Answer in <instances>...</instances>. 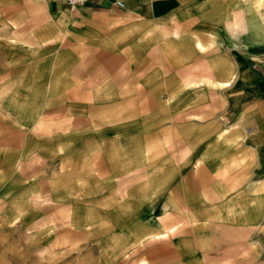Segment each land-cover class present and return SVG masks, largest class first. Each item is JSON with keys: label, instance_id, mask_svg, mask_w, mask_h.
Wrapping results in <instances>:
<instances>
[{"label": "crops", "instance_id": "obj_1", "mask_svg": "<svg viewBox=\"0 0 264 264\" xmlns=\"http://www.w3.org/2000/svg\"><path fill=\"white\" fill-rule=\"evenodd\" d=\"M45 3L0 30V209L102 264H264V0Z\"/></svg>", "mask_w": 264, "mask_h": 264}, {"label": "rangeland", "instance_id": "obj_2", "mask_svg": "<svg viewBox=\"0 0 264 264\" xmlns=\"http://www.w3.org/2000/svg\"><path fill=\"white\" fill-rule=\"evenodd\" d=\"M47 23L45 0H0V30L5 24L28 27ZM2 36L0 33V40ZM23 211L21 218L19 211L6 215L0 209V264H102L99 251L88 248L79 235L41 223L43 219L27 223L32 210Z\"/></svg>", "mask_w": 264, "mask_h": 264}, {"label": "built area", "instance_id": "obj_3", "mask_svg": "<svg viewBox=\"0 0 264 264\" xmlns=\"http://www.w3.org/2000/svg\"><path fill=\"white\" fill-rule=\"evenodd\" d=\"M65 5L69 6L70 8H76L83 4H86L90 0H61Z\"/></svg>", "mask_w": 264, "mask_h": 264}]
</instances>
